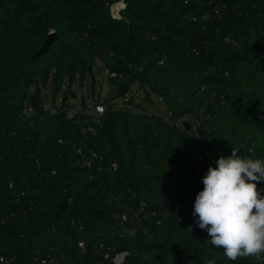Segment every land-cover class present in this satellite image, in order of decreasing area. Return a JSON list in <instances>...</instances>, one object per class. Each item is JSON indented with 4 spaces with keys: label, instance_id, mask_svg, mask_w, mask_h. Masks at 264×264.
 <instances>
[{
    "label": "trees",
    "instance_id": "1",
    "mask_svg": "<svg viewBox=\"0 0 264 264\" xmlns=\"http://www.w3.org/2000/svg\"><path fill=\"white\" fill-rule=\"evenodd\" d=\"M117 1L0 0V254L8 258L0 264H35L38 248L73 257L79 238L128 250L125 264H233L193 211L221 155L233 148L264 159V0H123L122 17L113 18ZM50 20L58 39L35 57ZM96 58L116 72L96 101L103 113L69 112L65 93L54 111L44 105L36 91L51 70L57 92ZM136 82L169 114L118 107L116 97ZM212 83L223 84L222 102L201 90ZM202 105L211 116L194 133L183 117L196 118ZM141 198L149 214L142 223L134 216ZM125 227L136 228L134 239Z\"/></svg>",
    "mask_w": 264,
    "mask_h": 264
},
{
    "label": "clouds",
    "instance_id": "2",
    "mask_svg": "<svg viewBox=\"0 0 264 264\" xmlns=\"http://www.w3.org/2000/svg\"><path fill=\"white\" fill-rule=\"evenodd\" d=\"M215 163L196 195L195 223L208 233L210 245L223 249L233 264L238 259L264 264V189L257 187L264 181V159L241 157L232 148L230 156L221 155ZM122 235L134 239L136 228L125 227Z\"/></svg>",
    "mask_w": 264,
    "mask_h": 264
},
{
    "label": "rangeland",
    "instance_id": "3",
    "mask_svg": "<svg viewBox=\"0 0 264 264\" xmlns=\"http://www.w3.org/2000/svg\"><path fill=\"white\" fill-rule=\"evenodd\" d=\"M117 3L115 2L110 6V14L113 18H121V9H118ZM119 11V12H116ZM56 8L52 9L49 12L51 16L56 15ZM116 15V16H114ZM101 27L104 29H109L110 20L107 17V14L101 15ZM48 23L45 28L44 34L42 36L45 39L47 32L55 30L56 33H60L56 30L53 23L51 21ZM58 35V34H57ZM62 38V37H61ZM96 65H93L89 70H87L84 75L80 76L77 74L73 79L69 81L67 75L64 77L63 85L61 89L57 92H54L52 86V76L54 71H50L49 78L46 83H41L39 89L36 91L40 94V98L44 105L54 111L59 105H61V99L66 95V100L73 104L72 108L69 109V112H73L74 110H84L90 113H94V106L98 100H103L105 96L108 95L110 90V81H109V70L107 67L103 65L100 59H95ZM69 81V82H68ZM35 88L31 86L29 88V93H34ZM133 95V96H132ZM133 97V100L130 99ZM150 97L152 100H150ZM118 107L130 110H137V107L134 105L135 103H140L145 109L153 110L156 112H160L162 115H168V109L165 101L161 99V97L151 90H145L143 87L136 82L132 85L129 91L125 94H120L116 97ZM85 103V104H83ZM30 103L26 102L25 111L27 113H31V109L29 108ZM187 119L191 124V131L194 133L198 132V122L192 115H186L183 117ZM183 118H179L177 123L183 120ZM190 130V129H189Z\"/></svg>",
    "mask_w": 264,
    "mask_h": 264
},
{
    "label": "built area",
    "instance_id": "4",
    "mask_svg": "<svg viewBox=\"0 0 264 264\" xmlns=\"http://www.w3.org/2000/svg\"><path fill=\"white\" fill-rule=\"evenodd\" d=\"M117 6L120 9L121 7H125V2L123 0H118ZM114 4V3H113ZM111 6V5H110ZM119 12V11H116ZM116 16V15H114ZM110 75L115 76L116 72L112 71L109 72ZM227 75V72L224 73L223 78ZM209 87L212 88V101H218L222 102L223 101V96H224V88L223 84H217V83H212L211 85H205L201 88L203 90L204 88ZM105 108V105L103 102H97L94 106V114L96 116L100 115L103 113ZM196 113V120L198 124H203L205 120L209 119L211 114L209 112H205V107L202 105L200 107H197L195 109ZM201 149L202 146L200 144L196 145V151L198 152V157L200 159H204L203 156L201 155ZM77 151L82 154V151L80 148L77 149ZM83 156V154H82ZM84 163H86L87 166H90V161L87 160L85 161L84 158L82 160ZM117 164L113 163V167L116 168ZM197 174H200V171L196 172ZM10 186L12 185L11 183L9 184ZM190 189L187 191V193H190ZM151 213H155L154 210H151ZM169 212L173 211L176 214H178L177 209L174 207L170 208L168 210ZM134 216L135 220L137 219L139 222L142 223L143 218L149 216L148 212L146 211V203L145 201L141 198L136 210L134 211ZM121 218L123 220H127L128 214L126 212L121 213ZM77 248H78V253L74 255L73 257L65 255L63 251L60 252L59 255H54L49 251L46 250H41L40 248L37 249L35 255L33 256V261L35 264H125L126 257L129 255L128 250H119V251H114L110 246L105 247L103 243H98V244H93L92 246H88L87 242L83 238H79L76 241ZM100 252V257L95 258L91 254L95 252ZM113 251V252H112ZM86 259H91L88 262ZM94 259V260H92ZM10 260V259H9ZM0 261L8 262V258L0 254ZM92 261V263H91Z\"/></svg>",
    "mask_w": 264,
    "mask_h": 264
},
{
    "label": "water",
    "instance_id": "5",
    "mask_svg": "<svg viewBox=\"0 0 264 264\" xmlns=\"http://www.w3.org/2000/svg\"><path fill=\"white\" fill-rule=\"evenodd\" d=\"M58 39V35L55 30L48 32L45 40L43 41L42 45L38 49V51L35 53V57L43 55L45 52H47L50 47L52 46V43ZM184 129L189 130L190 125L188 124L187 121H183Z\"/></svg>",
    "mask_w": 264,
    "mask_h": 264
}]
</instances>
